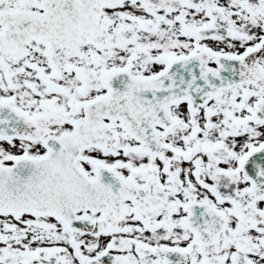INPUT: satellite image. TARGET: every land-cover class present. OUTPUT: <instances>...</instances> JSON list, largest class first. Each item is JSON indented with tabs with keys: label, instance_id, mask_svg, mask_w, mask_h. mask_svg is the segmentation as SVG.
I'll use <instances>...</instances> for the list:
<instances>
[{
	"label": "snow or ice",
	"instance_id": "6c2138e0",
	"mask_svg": "<svg viewBox=\"0 0 264 264\" xmlns=\"http://www.w3.org/2000/svg\"><path fill=\"white\" fill-rule=\"evenodd\" d=\"M0 264H264V0H0Z\"/></svg>",
	"mask_w": 264,
	"mask_h": 264
}]
</instances>
